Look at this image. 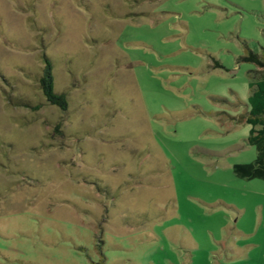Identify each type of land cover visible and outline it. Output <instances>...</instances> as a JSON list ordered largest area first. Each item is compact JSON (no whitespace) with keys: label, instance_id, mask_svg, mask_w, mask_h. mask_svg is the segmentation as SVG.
<instances>
[{"label":"rangeland","instance_id":"1","mask_svg":"<svg viewBox=\"0 0 264 264\" xmlns=\"http://www.w3.org/2000/svg\"><path fill=\"white\" fill-rule=\"evenodd\" d=\"M44 51L71 105L0 90V264H264V0H0V86L36 103Z\"/></svg>","mask_w":264,"mask_h":264},{"label":"trees","instance_id":"2","mask_svg":"<svg viewBox=\"0 0 264 264\" xmlns=\"http://www.w3.org/2000/svg\"><path fill=\"white\" fill-rule=\"evenodd\" d=\"M138 0H136L137 2ZM243 61L253 62L264 70V52L259 54L251 51L248 55L242 57ZM44 66L37 75H34L38 86L41 91V96L36 103L34 98L26 97L25 95H16L12 90L8 91L6 88L0 86L2 93H5L10 105L14 107H26L34 110H39L42 107L43 101H46L50 105H54L60 108L62 111H68L71 105V98L69 93L57 86V65L53 55L43 52ZM215 67H222L219 62L215 63ZM3 81L9 83L6 76L0 73ZM72 79V84L77 80ZM11 85V84H9ZM252 93L249 96L250 107L246 114L239 117H235L239 122L245 121L251 125L249 136L247 141L249 144L254 145L257 148V156L254 160L248 162H237L234 164V171L240 178L255 179L259 178L264 180V75L261 79L250 82ZM57 131L63 132L61 127L57 125ZM13 147V143H9ZM101 189L103 193L108 196L111 195V190L108 185L98 186V190ZM100 190V191H101ZM100 249L102 245L100 244ZM105 256V255H104ZM106 257L101 259V262H93V264H106Z\"/></svg>","mask_w":264,"mask_h":264},{"label":"crops","instance_id":"3","mask_svg":"<svg viewBox=\"0 0 264 264\" xmlns=\"http://www.w3.org/2000/svg\"><path fill=\"white\" fill-rule=\"evenodd\" d=\"M252 82V81H251Z\"/></svg>","mask_w":264,"mask_h":264}]
</instances>
